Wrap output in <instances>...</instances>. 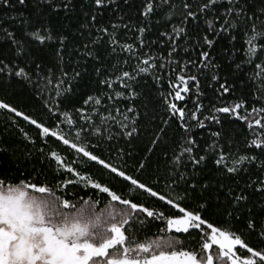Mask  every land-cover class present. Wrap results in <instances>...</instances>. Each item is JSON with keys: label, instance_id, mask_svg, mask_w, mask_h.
Here are the masks:
<instances>
[{"label": "snow or ice", "instance_id": "obj_1", "mask_svg": "<svg viewBox=\"0 0 264 264\" xmlns=\"http://www.w3.org/2000/svg\"><path fill=\"white\" fill-rule=\"evenodd\" d=\"M7 10L0 264H264V0Z\"/></svg>", "mask_w": 264, "mask_h": 264}, {"label": "trees", "instance_id": "obj_2", "mask_svg": "<svg viewBox=\"0 0 264 264\" xmlns=\"http://www.w3.org/2000/svg\"><path fill=\"white\" fill-rule=\"evenodd\" d=\"M6 15H15V13L12 11V10H7V12H5V11H0V17H5ZM206 93H207V96H206V98H205V100H204V102H205V104H207L208 103V101L210 100V99H212L213 98V96H212V92H211V90H209V89H206ZM0 98H2V94H0ZM11 102H13V103H20L21 101L19 100V98H12L11 99ZM227 127H233V128H235V125H231V126H229V125H226V128ZM6 134H4V133H2V125H0V139H3L4 138V136H5ZM15 147H23L22 145H19V144H17V145H14ZM28 169L30 170L31 169V167H32V165L31 164H29L28 166ZM14 175H15V173H14ZM41 180L43 179V177H41L40 178ZM39 182V181H38ZM82 194V193H81ZM157 232V229L155 228V227H152L151 228V233H156ZM176 236H179V237H186V234H175ZM188 239H190V238H188ZM188 239H186V244L188 243Z\"/></svg>", "mask_w": 264, "mask_h": 264}]
</instances>
